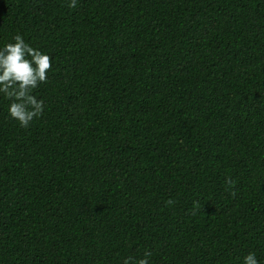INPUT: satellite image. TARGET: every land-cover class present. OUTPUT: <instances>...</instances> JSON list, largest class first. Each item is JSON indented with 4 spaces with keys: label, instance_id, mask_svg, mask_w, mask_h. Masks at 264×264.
I'll return each mask as SVG.
<instances>
[{
    "label": "trees",
    "instance_id": "16d2710c",
    "mask_svg": "<svg viewBox=\"0 0 264 264\" xmlns=\"http://www.w3.org/2000/svg\"><path fill=\"white\" fill-rule=\"evenodd\" d=\"M0 264H264V0H0Z\"/></svg>",
    "mask_w": 264,
    "mask_h": 264
}]
</instances>
